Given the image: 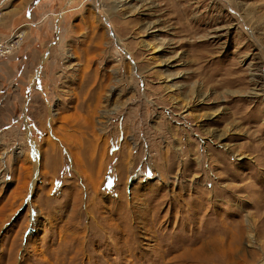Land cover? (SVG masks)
Wrapping results in <instances>:
<instances>
[{"label": "rangeland", "instance_id": "374dc122", "mask_svg": "<svg viewBox=\"0 0 264 264\" xmlns=\"http://www.w3.org/2000/svg\"><path fill=\"white\" fill-rule=\"evenodd\" d=\"M0 41V264H264V0H0Z\"/></svg>", "mask_w": 264, "mask_h": 264}, {"label": "bare ground", "instance_id": "6f19581e", "mask_svg": "<svg viewBox=\"0 0 264 264\" xmlns=\"http://www.w3.org/2000/svg\"><path fill=\"white\" fill-rule=\"evenodd\" d=\"M43 59L45 60V57ZM47 130H48L49 134L53 136V131H52V128H51L50 125H49V128ZM30 134H31L30 133V129L28 128L27 138H28V141H29V146L31 148V156H33L35 158V161L32 163V179H31V182L29 184L30 193H31V191L35 187V184H36V181H37V178H38L37 176H38V168H39L38 167L39 166V149H38V145L36 144V142L34 140L30 139ZM55 139L57 140V144H62V141L59 138H55ZM46 141H48V140L46 139ZM57 144L56 145H54V144H50L49 145V150H50L52 155L56 152L55 146L57 147ZM94 150L95 149H93L92 151H94ZM68 156H69V161H71L73 163H77L79 165L80 162H79V160L77 158L72 156L69 152H68ZM26 201L28 202L29 200H26Z\"/></svg>", "mask_w": 264, "mask_h": 264}, {"label": "water", "instance_id": "95a60500", "mask_svg": "<svg viewBox=\"0 0 264 264\" xmlns=\"http://www.w3.org/2000/svg\"><path fill=\"white\" fill-rule=\"evenodd\" d=\"M25 207V204H22V206L18 209L19 211H22ZM18 213L15 212L14 215L10 218V220L7 222V225L8 226L12 221H14L17 217Z\"/></svg>", "mask_w": 264, "mask_h": 264}, {"label": "built area", "instance_id": "2783aa9c", "mask_svg": "<svg viewBox=\"0 0 264 264\" xmlns=\"http://www.w3.org/2000/svg\"><path fill=\"white\" fill-rule=\"evenodd\" d=\"M4 52H5V47H4L3 43H1V41H0V56L3 55Z\"/></svg>", "mask_w": 264, "mask_h": 264}]
</instances>
